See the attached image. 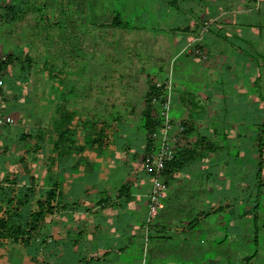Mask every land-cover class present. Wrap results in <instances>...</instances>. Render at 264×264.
I'll list each match as a JSON object with an SVG mask.
<instances>
[{
    "label": "crops",
    "instance_id": "obj_1",
    "mask_svg": "<svg viewBox=\"0 0 264 264\" xmlns=\"http://www.w3.org/2000/svg\"><path fill=\"white\" fill-rule=\"evenodd\" d=\"M88 1L51 3L52 26L39 22L33 0L12 2L17 18L6 17L0 112L14 124L0 129V220L21 234L36 202L49 190L57 198L29 238L0 232V264H264V245L249 259L251 224L238 208L250 204L252 179L216 158L236 140L247 141L236 148L246 154L243 127L264 121V19L251 14L263 0H161L152 8L157 22L132 30L109 11L93 14ZM205 22L202 60L189 46ZM41 59L42 70L61 75L37 72ZM169 77L172 119L188 125L192 145L206 136L215 148L168 175L165 208L148 223L143 158L156 143L142 132L144 115L158 113L151 93Z\"/></svg>",
    "mask_w": 264,
    "mask_h": 264
},
{
    "label": "rangeland",
    "instance_id": "obj_2",
    "mask_svg": "<svg viewBox=\"0 0 264 264\" xmlns=\"http://www.w3.org/2000/svg\"><path fill=\"white\" fill-rule=\"evenodd\" d=\"M22 1L23 0H13L12 2H14L16 4L19 2V4H17V5L20 6V4H22ZM158 1H161V0H89L88 3H90L89 5L93 10V14L96 13L95 10H102L103 12H104V10H106V12L109 11L110 15L112 17L117 16V18H118L117 22L123 28H125V29L127 28L129 30H132L133 27H145V28L149 27V26L151 27L152 23L157 22V21H155V17H154L155 14L152 12V8H153V6L156 5V3H158ZM12 2H11V0H0V45L5 46V47H7L9 43H8V40H6L4 38V34H5V31L7 29H9L10 25H11V23L6 21V17H8V19L10 21L16 15L15 12H13V7L16 8L15 7L16 5H12ZM33 2L37 4L34 6L37 7V9H38L37 18L39 19V22H41V23L43 22L44 24L49 23L51 26L53 24L52 21H53V14H54V10L52 9L53 5H51V3H53L54 5H62V6L67 4V3L61 4L62 2H64V0H33ZM3 3L7 4L8 6L11 5L12 7H9V9L11 8L10 9L11 11H9V10L5 11L4 8H1L4 5ZM263 3H264V0H263ZM45 4H47V7L44 6ZM66 14H67V12L65 13V15ZM251 14L256 15L260 19H264V16H261V15H264V6H262L261 10H258L255 13L252 12ZM42 27H41V29H42ZM51 30H52V28H48V27H44L42 29V31H44L46 33H50ZM56 30H58V28ZM61 30H64V26H62ZM197 33H198V35H197V37H198L200 35L199 34L200 31H198ZM260 35L264 36V31H263V33L261 32ZM258 36H259L258 32L257 31L254 32L253 37H258ZM202 41L203 40L197 41L196 43L194 42V44L192 43L193 47H196V46L199 47V45L201 46ZM262 46L264 47V42H263ZM263 50H264V48H263ZM207 56H208V54H207ZM42 63L43 62L41 59V62L36 67L37 72H41V74L42 73L48 74V72H49L50 77H52V78H54L55 75L59 74V73H57L58 72L57 69L53 70L54 72L52 73L51 72L52 69L50 66H47L46 69L42 70V68H43L42 65H44ZM31 67H32V65H29V68H31ZM154 71L155 70H153V69L150 70V72H153L152 74H154L156 78L164 79L163 74L158 75L157 72H154ZM59 75H61V73ZM18 78H20V77H18ZM174 79L176 80V74L174 76ZM174 79L172 78V81H174ZM19 84L20 83H16V89L17 88L20 89ZM23 84H25V83H23ZM2 114H4L3 111L0 112V116H3ZM171 115H172V113H171ZM4 127H6V126H3L1 128H4ZM142 132L146 133V131L144 129L142 130ZM235 142H236V144L233 141L229 142L230 154L228 156H226L225 153L220 152L216 158H218V162H217L218 164H223V163L226 164L227 162H229V165L232 166L231 167V173L232 174L235 173L236 176H241V177L245 178L246 180L249 177H250V179H252L251 185H248V188L246 186V191L244 193L246 195V197L248 196V198H247L248 200L246 202L250 203V204H247V205H249L248 206L249 209L247 207H244V206H239L238 208H239L240 214L242 215V218L245 217L248 220V222L251 224L250 234H251L252 241L249 245V250H250L249 257L251 256L249 259H251V258L255 259L258 256V253H259L261 247L264 245V240H262L259 237L258 242L253 241L254 236H256L258 234V232H255L254 222L252 221L253 216L248 215L245 212H247V209L252 210L255 207L257 201L259 200L260 194L262 197V198L260 197V199L264 200V184L261 187H258L259 181L254 178V175L256 174V172L258 170V162L255 160V158H257V157L251 153V146H249V144L251 145V142H249L247 145L248 154L245 156V158L243 160L241 159V157L239 158V156L236 155L237 154L236 148L242 149L243 145L245 146V144H243L244 141L236 140ZM246 142H244V143H246ZM193 143L195 144L196 142H193ZM202 157L205 158L204 155H202ZM219 157L221 159H219ZM244 165H246L245 170L241 168ZM235 167H236V170H235ZM259 188L261 191L258 194L257 191L259 190ZM221 189H223V188H221ZM260 204L261 205H260L259 211L264 212V203L260 202ZM252 214H254V212ZM259 214L260 213L258 212L256 215L259 216ZM222 215H225V214H222ZM230 218H229V216H227L225 219L227 221ZM238 219H239V216H238ZM249 219H251V220H249ZM238 227H239V224L237 226V231L239 232ZM45 229H46V227L44 228V230ZM224 229H225V227H224ZM50 242H51V240L48 239V243H50Z\"/></svg>",
    "mask_w": 264,
    "mask_h": 264
},
{
    "label": "built area",
    "instance_id": "obj_3",
    "mask_svg": "<svg viewBox=\"0 0 264 264\" xmlns=\"http://www.w3.org/2000/svg\"><path fill=\"white\" fill-rule=\"evenodd\" d=\"M259 7V2H257ZM210 22H205L200 29V35L194 42L203 40L211 28ZM189 53L207 60L208 56L201 47L189 46ZM9 63V55L0 48V66ZM4 85L0 79V87ZM151 102L159 106L156 121V131L150 135V139L156 143L144 155L143 169L151 177L152 189L148 198V223H152L158 214L165 208L164 199L168 190V166L177 159L179 154L187 147V126L184 121H175L170 113L173 105V81L172 77L154 84L151 93ZM14 119L10 116H0V128L13 125Z\"/></svg>",
    "mask_w": 264,
    "mask_h": 264
},
{
    "label": "trees",
    "instance_id": "obj_4",
    "mask_svg": "<svg viewBox=\"0 0 264 264\" xmlns=\"http://www.w3.org/2000/svg\"><path fill=\"white\" fill-rule=\"evenodd\" d=\"M172 3H175V1H172ZM16 18L17 16L14 19ZM115 19L118 20L117 16H115ZM189 54L196 58L198 57V56L193 55L192 53H189ZM9 62H10V56H9ZM6 65L0 66V70L4 68ZM258 79L259 77H257V80ZM257 80H255L254 84H256ZM256 110L258 111L257 108ZM261 110L264 113V98H263V106ZM155 111L156 113L158 112L157 109ZM156 117H157V114L155 115V113L154 114L151 113L150 110H146L145 115H144L143 127H144V130L146 131L149 143L151 142L150 135H152L156 131V126H157ZM185 125L187 126V134L189 135L191 129L188 127L186 123ZM243 131L244 133H246V136H249L248 134H250L251 145L249 146H251V153L257 157L255 158V160L258 162V170L256 174L254 175V178L259 181L258 187H261L264 184V121L262 122L253 121L250 125H245V127H243ZM222 139H223V142L225 143L227 142V136L222 137ZM210 142L211 141L207 139L206 136H204V137H200L198 142H196L194 145H192L191 143H188L187 147L183 149V151L179 154L177 159L174 160L171 164H169L167 174L169 175L174 170H179V168H181L185 164H188L187 162L188 161L190 162V160L195 157L197 152L200 153L202 152V150L204 151L214 150L215 146L209 144ZM236 152H237L236 155L239 156V158L241 157V159H244L245 156L248 154V152L246 154H243L240 151H236ZM260 191L261 190L259 188V190L257 191L258 194ZM260 196L261 194L259 195V198ZM56 198H57V192L54 190H49L48 192L44 194L42 200L40 199L36 202L35 208L30 211V220L27 224L28 228L27 230H24L21 234L19 232V229H20L19 227L18 228L11 227L8 229V223L4 220H0V230H1L0 232H6L8 229V237H13L15 239H20L21 237L22 240H25V238H29L30 234L33 233L37 228L41 226V222L45 221L46 218L53 213L54 208H55L54 203H55ZM260 205H261L260 200H258L255 207L252 209L254 212L252 216L254 218L255 226H257V223L259 221V216L256 214L260 210ZM255 231L256 232L259 231L258 226L255 229ZM258 239H259V236L257 234L255 236V242H258Z\"/></svg>",
    "mask_w": 264,
    "mask_h": 264
}]
</instances>
